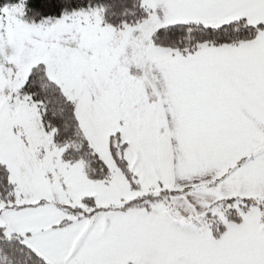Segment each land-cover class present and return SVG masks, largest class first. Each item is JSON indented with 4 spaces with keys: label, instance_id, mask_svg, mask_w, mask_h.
Instances as JSON below:
<instances>
[{
    "label": "snow or ice",
    "instance_id": "6c2138e0",
    "mask_svg": "<svg viewBox=\"0 0 264 264\" xmlns=\"http://www.w3.org/2000/svg\"><path fill=\"white\" fill-rule=\"evenodd\" d=\"M0 264H264V0H0Z\"/></svg>",
    "mask_w": 264,
    "mask_h": 264
}]
</instances>
